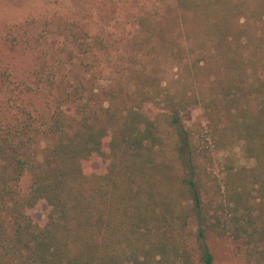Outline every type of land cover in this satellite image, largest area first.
<instances>
[{"label": "trees", "instance_id": "1", "mask_svg": "<svg viewBox=\"0 0 264 264\" xmlns=\"http://www.w3.org/2000/svg\"><path fill=\"white\" fill-rule=\"evenodd\" d=\"M123 10L117 32L60 15L5 30L0 264H216L217 236L264 264V0ZM195 108L205 127L186 126ZM240 143L250 164L218 157Z\"/></svg>", "mask_w": 264, "mask_h": 264}, {"label": "rangeland", "instance_id": "2", "mask_svg": "<svg viewBox=\"0 0 264 264\" xmlns=\"http://www.w3.org/2000/svg\"><path fill=\"white\" fill-rule=\"evenodd\" d=\"M127 5L128 0H0V50L5 43L3 36L6 28L13 23L23 22L31 17L39 18L43 22L44 19L47 20L52 15H60L73 21L84 22L93 33L100 30L121 31L124 24L120 26L118 20L124 19L123 17L127 12L130 13L131 10H123ZM44 27L45 25L40 23L39 29L46 35ZM175 71L176 68H173L172 73ZM184 122L188 127H205L207 117L201 108L190 109ZM46 144V140L43 138L37 144V150L40 154L45 149ZM225 154H232L239 165L251 163L244 157L242 143L236 145L231 151L218 153V157L221 158ZM92 167L97 170L104 167V164L100 160H93ZM215 167L218 170L219 165L216 164ZM30 174V172L25 173V177L22 179L21 185L24 191L28 189L31 183ZM29 212L35 220L42 222L46 216V206L31 209ZM195 226V224L191 226L193 231L196 229ZM210 240L216 255V264H241L238 241L225 236L213 237Z\"/></svg>", "mask_w": 264, "mask_h": 264}]
</instances>
